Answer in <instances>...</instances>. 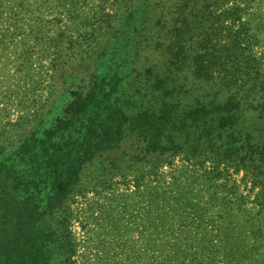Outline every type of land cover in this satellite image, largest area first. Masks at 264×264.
Instances as JSON below:
<instances>
[{"label": "rangeland", "instance_id": "obj_1", "mask_svg": "<svg viewBox=\"0 0 264 264\" xmlns=\"http://www.w3.org/2000/svg\"><path fill=\"white\" fill-rule=\"evenodd\" d=\"M198 1L195 73L169 77L187 83L171 98L122 61L145 0H0V164L31 170L48 264H264V0Z\"/></svg>", "mask_w": 264, "mask_h": 264}, {"label": "trees", "instance_id": "obj_2", "mask_svg": "<svg viewBox=\"0 0 264 264\" xmlns=\"http://www.w3.org/2000/svg\"><path fill=\"white\" fill-rule=\"evenodd\" d=\"M145 3L147 5L138 11L139 14L133 20L134 36L136 39L141 38L142 41L131 44L129 40L133 35L124 36V44L120 49L121 56L124 58L122 61L130 60L134 64L133 72L142 68L146 76L144 84L147 85L151 94L154 92L158 93L157 97L165 95L172 98L187 83H185L186 78L183 77L181 87L169 86L172 82L169 77L171 76L175 81L178 74L182 76L190 72L195 73L192 62V56L195 53L189 41L193 40V31L203 30L206 26L207 9L200 12L198 0H174L169 7L165 4L161 7L163 0H154V2L145 0ZM152 20L153 27L147 28V23ZM167 41L174 42L167 43ZM132 46V56L129 57L127 48ZM152 54H156L159 61L155 65L150 64ZM203 77L214 80L213 74L211 77L208 71ZM118 81L116 73H112V82L115 84L113 91L119 87ZM141 85H143L142 82ZM252 90L245 93L244 103L249 101L253 94H251ZM158 103L165 108L162 117L167 115V119L172 118L174 122L173 116H175L176 120L180 119L192 127L194 125L196 130L212 128L204 116L192 118L184 110H177V115H169L168 109L174 108V105L159 100ZM236 104L239 103L235 102L234 97L226 103L225 117L222 118L223 127L231 124L234 115L229 114L228 111ZM117 110L120 113V108ZM145 112L148 117L153 116L149 109ZM36 141L41 142L42 140L36 139ZM30 171L24 170L20 174H11L3 172L0 164V264H48V254L60 248L58 236L56 237L55 234L56 229L54 231L50 227L49 208L42 209L41 204L34 195H31L30 191L20 188V176L30 175Z\"/></svg>", "mask_w": 264, "mask_h": 264}]
</instances>
